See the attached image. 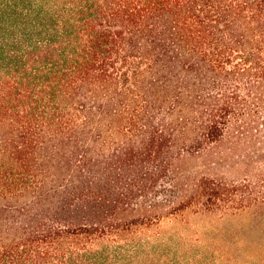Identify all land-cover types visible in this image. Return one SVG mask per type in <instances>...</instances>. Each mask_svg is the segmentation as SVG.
Masks as SVG:
<instances>
[{
	"label": "trees",
	"instance_id": "1",
	"mask_svg": "<svg viewBox=\"0 0 264 264\" xmlns=\"http://www.w3.org/2000/svg\"><path fill=\"white\" fill-rule=\"evenodd\" d=\"M262 128L264 0H0V264L161 262L153 226L260 201L178 163Z\"/></svg>",
	"mask_w": 264,
	"mask_h": 264
},
{
	"label": "rangeland",
	"instance_id": "2",
	"mask_svg": "<svg viewBox=\"0 0 264 264\" xmlns=\"http://www.w3.org/2000/svg\"><path fill=\"white\" fill-rule=\"evenodd\" d=\"M177 167L183 196L193 194L195 183L208 178L237 184L260 203L226 217L189 209L185 222L164 220L153 226L147 234L161 259L157 264H264V135L234 132Z\"/></svg>",
	"mask_w": 264,
	"mask_h": 264
}]
</instances>
